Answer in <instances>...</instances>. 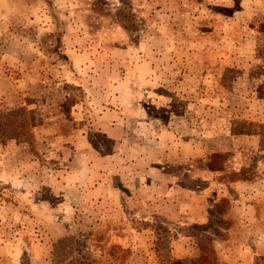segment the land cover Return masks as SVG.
Returning a JSON list of instances; mask_svg holds the SVG:
<instances>
[{
  "label": "rangeland",
  "instance_id": "obj_1",
  "mask_svg": "<svg viewBox=\"0 0 264 264\" xmlns=\"http://www.w3.org/2000/svg\"><path fill=\"white\" fill-rule=\"evenodd\" d=\"M262 23L0 0V264H264Z\"/></svg>",
  "mask_w": 264,
  "mask_h": 264
},
{
  "label": "trees",
  "instance_id": "obj_2",
  "mask_svg": "<svg viewBox=\"0 0 264 264\" xmlns=\"http://www.w3.org/2000/svg\"><path fill=\"white\" fill-rule=\"evenodd\" d=\"M258 31L264 32V23H262V24L259 25ZM207 257H208L207 254L206 255H203V253H202V254H200V256L197 259L190 260V263L191 264H199V262H207L206 261V260H208ZM208 262H210V260ZM170 263L171 264H180V261H178V260H172ZM207 264H210V263H207ZM212 264H216V263H212Z\"/></svg>",
  "mask_w": 264,
  "mask_h": 264
}]
</instances>
